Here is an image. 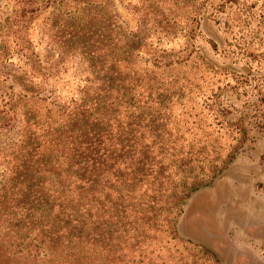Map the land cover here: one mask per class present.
Instances as JSON below:
<instances>
[{"label": "trees", "instance_id": "16d2710c", "mask_svg": "<svg viewBox=\"0 0 264 264\" xmlns=\"http://www.w3.org/2000/svg\"><path fill=\"white\" fill-rule=\"evenodd\" d=\"M13 1L0 36V134L17 129L0 147V264H219L176 222L264 128V98L259 78L212 65L195 41L205 7L231 33L259 0H130L135 29L113 0ZM50 7L41 37L55 58L41 60L24 25ZM227 92L260 97L238 110Z\"/></svg>", "mask_w": 264, "mask_h": 264}, {"label": "rangeland", "instance_id": "374dc122", "mask_svg": "<svg viewBox=\"0 0 264 264\" xmlns=\"http://www.w3.org/2000/svg\"><path fill=\"white\" fill-rule=\"evenodd\" d=\"M127 1L130 0H113L112 3L120 18L130 29H135L136 20L126 9ZM263 3L264 0H259L258 6L253 8L251 20L246 15H234L236 22L231 33L226 32V16L216 19L205 7L198 22L199 35L195 46L212 65L259 78V90L264 98V35L259 32L263 24L258 22L263 19ZM18 11L13 0H0V36L3 39L8 38L4 33ZM52 11L53 7L41 10L33 24L24 25L25 31L32 33L31 38L41 60L55 58L54 52L41 37L43 23ZM178 42L182 44L184 40ZM212 43L216 49L212 48ZM233 44L250 48L259 56L258 63L247 65L245 59H240L241 55H235L239 48H233ZM2 46L8 48L9 45L0 41V48ZM76 71L77 68L70 69L66 74L54 76V87L61 88L63 81ZM259 97H238L235 92H227L222 100L226 108L231 105L242 110L245 100L255 102ZM257 104L264 111V100ZM238 116V113L230 115L229 119ZM256 125L249 131L250 142L228 168L209 186L192 193L184 202L176 222L177 236L182 241L210 250L219 264H264V128ZM16 133L17 129L0 134V147L15 138Z\"/></svg>", "mask_w": 264, "mask_h": 264}, {"label": "water", "instance_id": "95a60500", "mask_svg": "<svg viewBox=\"0 0 264 264\" xmlns=\"http://www.w3.org/2000/svg\"><path fill=\"white\" fill-rule=\"evenodd\" d=\"M232 71H235L234 69L230 68Z\"/></svg>", "mask_w": 264, "mask_h": 264}]
</instances>
